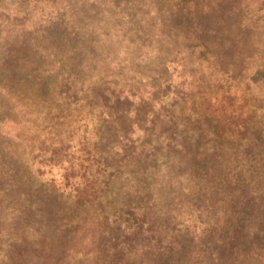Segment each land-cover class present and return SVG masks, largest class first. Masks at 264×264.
<instances>
[{"label": "trees", "instance_id": "obj_1", "mask_svg": "<svg viewBox=\"0 0 264 264\" xmlns=\"http://www.w3.org/2000/svg\"><path fill=\"white\" fill-rule=\"evenodd\" d=\"M258 1L261 0H93V32L103 35L106 41L129 46L141 47L151 39L176 53L175 61L170 62L175 69L194 68L197 63V71L208 80L234 79L237 65L229 64L231 61L245 68L256 64L249 48L257 46L255 34L263 12ZM70 3L71 0H17L9 8L0 7V123L8 117L6 121L23 134L31 135V126L26 125L41 123L37 120L40 117L50 118L53 126L62 125L59 113L53 112L61 108L58 101H75L83 91V82L75 71L78 68L71 66L69 81L59 72L60 61L73 58L79 51L75 47L68 50L65 45L78 35L74 32L76 20H65V8ZM40 6L36 17L33 13ZM47 9H52L54 15L45 16ZM178 42L184 50L178 48ZM93 48L100 49L98 44ZM149 51L160 59L158 62L167 59L160 49ZM255 68L262 70L264 64H256ZM162 76L160 72L157 80L149 78L145 92L137 88L136 82L129 88H117L115 80H93V100L101 103L96 106L101 118L100 141L96 145H107L106 149L94 148L92 153H100L93 157L100 164L101 157L107 154L109 158L114 150L118 164L98 168L95 180L84 186L65 184L75 208H15L21 215L31 210L41 214L45 225L30 236H15L0 257L2 263L264 264V208H250L252 199L247 196H240L237 202L235 198L238 193L264 197V153L260 151L264 130L258 127L260 131H256L257 123H253L258 108L245 112L244 104L238 110L230 91L220 99L205 88L198 96L207 102V117L215 116V120H206V126L197 116V132L176 117V107L167 108L157 98L167 81ZM55 77V82L51 81ZM33 79L35 82L30 83ZM102 81L106 82L103 89ZM137 104L148 105V109L141 112ZM158 106L162 112L156 111ZM158 122L161 129H157ZM48 129L51 134L53 127ZM151 135L156 139L150 140ZM202 135L210 138V145L205 146ZM148 146L150 152L145 150ZM163 147L179 148L191 159L201 155L192 169L183 168L189 171L193 186H184L181 180L178 188V196L187 193L192 198L190 208H182L185 202L181 208H168L175 195L141 208L140 198L147 192L153 194L150 183H145L152 175L146 164L135 170V176H128L130 182L123 197L114 196L113 205L122 203L121 208H93L101 192H110V180L123 171L122 164L132 156L130 150H141L134 157L140 165L143 158L153 160ZM11 167L6 174L16 176ZM101 173L104 178H100ZM167 186L171 192L172 186L168 182ZM52 187L53 192L60 189L55 181ZM184 187L188 192L183 191ZM118 200L120 203L115 205ZM86 236H90V244L82 242Z\"/></svg>", "mask_w": 264, "mask_h": 264}, {"label": "rangeland", "instance_id": "obj_2", "mask_svg": "<svg viewBox=\"0 0 264 264\" xmlns=\"http://www.w3.org/2000/svg\"><path fill=\"white\" fill-rule=\"evenodd\" d=\"M16 2L17 0H0V7L9 8L10 4ZM91 2L93 0H71L68 8H65L67 13V19L65 20L71 18L76 20L74 32L78 33L70 44H65L66 49L70 50V48L75 47L79 51L74 56L76 58H65L60 61L59 72L65 76L64 80L69 81L68 76L71 74L69 71H73L72 65L75 66L78 71L74 70L78 73L79 81L83 82L84 88L75 96V101L70 102L63 99L58 101L61 108L53 112L59 113L62 125L53 126L50 123V118L44 120L40 117L37 120H41V123L35 124L32 122L26 125L31 126L30 130H32L31 135H27L23 134L25 132L22 133L15 125H11L6 121L8 113H5L6 119L0 123V257L3 256L6 249L10 248L11 241L15 236L20 238L24 233L23 236H30L45 225L41 214L36 215L31 210V213L21 215L18 213L21 211H15V208H75L73 205L74 199L68 188L71 186H84L89 181L95 180L98 168L102 169L106 164L113 165V168L115 164H118V158L113 156L115 154L114 150L112 151L113 155H110L109 158L107 154L102 156L100 164H98L99 160L93 157L95 154L99 156L100 153L98 150L92 153L95 150L94 148L106 149L107 147L104 143L100 146L96 145V142L100 141L99 131L101 129L100 109L96 106L101 103L93 100V80L98 82L100 77L109 78L115 80L117 88H121V86L129 88L131 84L136 82L137 88L145 92L149 88V78L157 80L159 78L158 74L162 72V78L167 81H164V86L157 92V98H160L162 104L167 108L170 106L176 107L174 110L176 117L178 115L182 121H186L197 132L199 131L198 128L200 129L197 116L203 119V124L206 126L210 119L215 120V116L207 117L208 112L204 109L207 102L198 96V92H203L207 88L205 91L211 92V96L217 94V97L221 99L224 94H227L226 92L230 91L232 97H234V106L238 110H241L244 104H247L244 109L245 112H250L254 107L258 108V116L254 117L253 123L255 125L257 123L256 131L264 130V69L256 70L255 68L256 64H264V0L258 1L263 6V12L258 24L257 34H255L257 46L254 50L249 48V51L253 53V57L256 58V64L248 65L245 68L244 65L238 67L237 62L231 61L229 64L237 66L234 67L236 70L234 71L235 78L228 80L220 77V79L213 77L214 79L208 80L202 75L201 71H197V63L194 68L187 66L186 69L181 67L175 69L176 65H172L170 62L175 61L176 53L164 45L159 46L151 39L141 47L104 40L103 35L93 32L94 12ZM40 10L41 6L33 15L37 17ZM51 10L47 9L45 16L54 15ZM169 17L172 19L173 15L169 14ZM110 37H113V35ZM96 44L100 49L94 50L93 47ZM102 44H105V46L102 47ZM182 45L181 42L177 43L178 48L184 50ZM155 46H159L158 49L167 56V59L162 61L163 66L161 61L158 62L160 59L149 51L150 48L154 51L158 50ZM159 63H161V66ZM43 64L49 65L45 60ZM206 66L207 63L204 64V67ZM56 79L55 77L51 81L55 82ZM34 82L35 79L31 80L30 83ZM89 84H92V86ZM105 84L104 81L100 83L102 89ZM215 101L216 99L213 100V104L216 103ZM144 105L137 104L135 107L144 112L148 109V105ZM156 111L162 112L159 106ZM2 116L0 114V117ZM46 122L49 125H46ZM161 126V122H158L157 129H161ZM46 127H53L51 134L48 133L49 129ZM163 129L168 128L163 126ZM57 130L58 133H56ZM138 131L135 132V138ZM201 138L202 142L206 143L205 146L211 144L209 137L202 135ZM149 139H156V136L151 135ZM145 150L150 152V147L148 146ZM140 151L137 148L135 154L133 150H130L132 156L122 164L123 171L121 170V173L116 174L110 180V192L106 193V190L101 192L100 200L97 203L95 202L93 208H121L122 203L118 204L121 200L114 203L115 205L118 204L117 207L113 205L114 196L115 198L123 197L124 188H127V184L130 182L128 176H135V170H140L143 164L149 166L148 172L152 174L147 177L145 183L147 182V185L150 183L153 194L147 192L140 198L141 208H145L146 204L153 201L161 200L163 202L164 196L173 197L174 195V202H170L171 205L168 208H181L183 202H185V205L182 208H190L192 198L186 195L187 193L178 196L177 194L180 191L178 188L181 180L184 181V186L187 184L190 187L193 186L194 181L190 179L189 171L183 168L188 166L192 169L199 162L198 158L201 155L191 159L192 156H188L179 148L171 150L163 147L158 150L153 160L152 157L149 159L148 157L143 158L141 164L138 165L140 161L134 159V157ZM260 151L264 153V146ZM103 152L106 151L103 150ZM208 155L209 153L205 154L206 157ZM196 159H198V162ZM8 166H12L11 169L16 172V176L11 173L6 174ZM100 176V178H104L102 173ZM53 181L60 188H57L58 192L51 190L53 189ZM167 182L173 188L171 192L168 191L171 189L167 186ZM66 183L69 187L65 186ZM144 191L143 189L142 192ZM183 191L188 192V188L184 187ZM254 194L255 196L238 193L235 195L236 202L240 196H247L252 199L250 208H264V197ZM48 195H52V197L48 198ZM89 241L90 236L82 239L84 244H90ZM1 259L0 264H4Z\"/></svg>", "mask_w": 264, "mask_h": 264}]
</instances>
